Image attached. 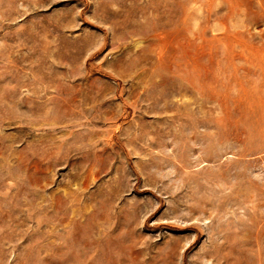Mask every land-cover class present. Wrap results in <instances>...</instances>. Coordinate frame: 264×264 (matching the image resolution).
<instances>
[{"label": "rangeland", "instance_id": "374dc122", "mask_svg": "<svg viewBox=\"0 0 264 264\" xmlns=\"http://www.w3.org/2000/svg\"><path fill=\"white\" fill-rule=\"evenodd\" d=\"M0 264H264V0H0Z\"/></svg>", "mask_w": 264, "mask_h": 264}, {"label": "bare ground", "instance_id": "6f19581e", "mask_svg": "<svg viewBox=\"0 0 264 264\" xmlns=\"http://www.w3.org/2000/svg\"><path fill=\"white\" fill-rule=\"evenodd\" d=\"M162 39V38H161Z\"/></svg>", "mask_w": 264, "mask_h": 264}]
</instances>
